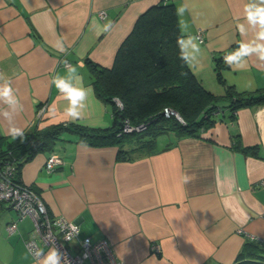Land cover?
<instances>
[{"label":"crops","instance_id":"1","mask_svg":"<svg viewBox=\"0 0 264 264\" xmlns=\"http://www.w3.org/2000/svg\"><path fill=\"white\" fill-rule=\"evenodd\" d=\"M160 1L0 0V74L11 80L23 104L17 126L30 131L71 122L64 115L67 102L51 83L55 74L66 73V61L93 90L75 123L111 125L112 108L96 94L86 60L111 67L137 17ZM171 2L176 10L187 5L178 16L180 32L185 23L188 33L201 31V66L193 61L191 70L205 88L215 94L227 86L239 92L264 89V65L256 57H248L243 67H229L223 59L254 36L251 28L244 35L237 28L246 23L248 0ZM108 22L111 29L102 31ZM58 40L64 52L53 47ZM217 58L223 82L216 75ZM261 110L264 103L239 108L234 117L222 110L200 136L162 132L155 151L131 159H119L115 145L82 146L68 133L54 145L60 164L48 170L50 151L37 152L21 165L19 179L42 198L50 217L76 221L79 238H106L125 264H232L249 240L245 233L264 239ZM165 135L172 137L160 141ZM234 140L253 151L234 147ZM10 141L0 118V150ZM184 175L191 177L187 183ZM16 219V211L2 203L0 264H37L25 243L33 218H18L17 228L9 231L8 223ZM40 246L44 252L52 247Z\"/></svg>","mask_w":264,"mask_h":264},{"label":"trees","instance_id":"2","mask_svg":"<svg viewBox=\"0 0 264 264\" xmlns=\"http://www.w3.org/2000/svg\"><path fill=\"white\" fill-rule=\"evenodd\" d=\"M181 34L171 0H162L142 12L120 44L111 67L86 60L96 94L112 108V124L89 127L69 122L24 131L23 138L12 139L0 150L3 162L13 166V177L20 181L23 162L37 152L53 150L58 141L68 139V133L85 144L115 145L119 159H131L155 151L156 138L162 132H173L176 137L200 136L214 123L218 112L227 110L234 117L239 108L264 103V89L239 92L227 86L223 94H215L205 88L180 59L177 39ZM216 60V75L223 82L220 58ZM164 107L173 109L179 118L165 116ZM119 121L143 127L125 131L118 129ZM232 145L253 151L239 140ZM232 264H264V244L249 239Z\"/></svg>","mask_w":264,"mask_h":264},{"label":"clouds","instance_id":"3","mask_svg":"<svg viewBox=\"0 0 264 264\" xmlns=\"http://www.w3.org/2000/svg\"><path fill=\"white\" fill-rule=\"evenodd\" d=\"M187 10V5H181L177 8V15L183 16ZM243 17L246 23L237 25L238 31L244 35L248 29L254 31L252 39L241 41L236 49L224 56V62L229 67H243L248 57H256L264 65V0H248L243 6ZM181 36L177 39L180 59L189 67L193 68V61L197 62V67L201 66L202 49L198 37L188 33V25L181 24ZM111 29V22L102 26V31L107 32ZM53 47L58 51L64 52L63 41L58 40ZM195 67V68H197ZM67 71L64 75L59 73L51 78V83L67 102L64 107V115L71 121L76 122L83 118L87 101L90 95H93L91 87L83 85V77L79 75L77 67L66 64ZM73 80L76 83H73ZM23 111V104L17 95V90L12 86L10 79L0 74V118L6 125V134L13 140L17 137L25 136L24 130L17 126L16 117ZM264 114V110L258 115ZM82 146L84 142H81ZM191 177L184 175L182 180L187 183ZM79 232L74 224L69 225L65 232L64 239L72 241ZM32 255L37 264H62V253L56 247H49L47 252L37 247ZM66 264V260L64 261Z\"/></svg>","mask_w":264,"mask_h":264},{"label":"built area","instance_id":"4","mask_svg":"<svg viewBox=\"0 0 264 264\" xmlns=\"http://www.w3.org/2000/svg\"><path fill=\"white\" fill-rule=\"evenodd\" d=\"M101 16L105 13L102 11ZM201 40V31L196 35ZM69 65V62H65ZM116 104L122 106V101L115 98ZM163 112L166 116L178 114L171 108L164 107ZM140 126L138 128H141ZM133 127L124 123L123 130H132ZM137 128V129H138ZM62 162V158L56 151H50L45 159V167L48 170L54 169ZM9 203L16 211L17 219L30 215L33 218V227L25 239L26 246L31 255L34 249L41 248L42 245L54 246L62 253V263L66 264H125L119 260L106 238L92 240L90 236L78 237L75 235L72 241L64 239L68 227L74 224L79 229L74 220H67L62 217H50L44 201L37 192L30 186L13 177V166L11 163L3 162L0 158V205ZM17 219L8 223V230L14 231L17 228ZM248 239L258 241L264 244V239L245 233ZM33 256V255H32ZM34 257V256H33Z\"/></svg>","mask_w":264,"mask_h":264},{"label":"rangeland","instance_id":"5","mask_svg":"<svg viewBox=\"0 0 264 264\" xmlns=\"http://www.w3.org/2000/svg\"><path fill=\"white\" fill-rule=\"evenodd\" d=\"M119 99V98H118ZM166 116V115H165ZM172 136L171 135H165V136H163L162 138H160V141H166V140H168V139H170Z\"/></svg>","mask_w":264,"mask_h":264},{"label":"water","instance_id":"6","mask_svg":"<svg viewBox=\"0 0 264 264\" xmlns=\"http://www.w3.org/2000/svg\"><path fill=\"white\" fill-rule=\"evenodd\" d=\"M118 124H119V127H118V129H122V128H123V126H124V124H123L122 122H120V121H119V123H118Z\"/></svg>","mask_w":264,"mask_h":264}]
</instances>
